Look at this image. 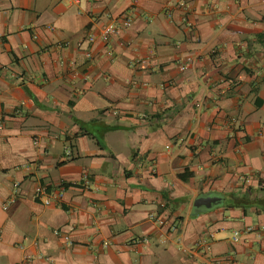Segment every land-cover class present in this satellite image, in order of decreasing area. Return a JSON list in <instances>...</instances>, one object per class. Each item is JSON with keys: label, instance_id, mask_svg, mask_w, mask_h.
I'll return each instance as SVG.
<instances>
[{"label": "crops", "instance_id": "obj_1", "mask_svg": "<svg viewBox=\"0 0 264 264\" xmlns=\"http://www.w3.org/2000/svg\"><path fill=\"white\" fill-rule=\"evenodd\" d=\"M0 264H264V0H0Z\"/></svg>", "mask_w": 264, "mask_h": 264}, {"label": "built area", "instance_id": "obj_2", "mask_svg": "<svg viewBox=\"0 0 264 264\" xmlns=\"http://www.w3.org/2000/svg\"><path fill=\"white\" fill-rule=\"evenodd\" d=\"M131 24H132L131 11H128L127 14L123 15L118 20H112V21L108 22L102 28L101 37L103 40L107 41L111 37H113L115 35H119L122 32L128 30L131 27ZM92 41H93V38L89 37L88 42H92ZM86 56L89 58L90 54L88 53ZM190 60H191V58H186L185 61L190 62ZM180 69L181 70L185 69V65H182L180 67ZM65 156L67 158H70L72 156L70 150H66ZM14 186L18 187V184L16 183ZM35 197H36V199H40L41 203L44 205L50 204V200L45 197L44 191L41 189L37 190ZM210 237H212V236H210ZM239 237H240L239 232H237V231L233 232L232 238H231L232 242H234V243L238 242ZM134 242L135 243H147L148 240L146 238H142V239H135Z\"/></svg>", "mask_w": 264, "mask_h": 264}, {"label": "water", "instance_id": "obj_3", "mask_svg": "<svg viewBox=\"0 0 264 264\" xmlns=\"http://www.w3.org/2000/svg\"><path fill=\"white\" fill-rule=\"evenodd\" d=\"M218 201L219 198L216 197L200 198L196 200L195 206H205L206 208H210L212 204H215Z\"/></svg>", "mask_w": 264, "mask_h": 264}]
</instances>
